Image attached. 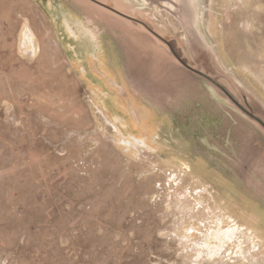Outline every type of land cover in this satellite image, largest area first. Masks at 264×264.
<instances>
[{
  "label": "rangeland",
  "instance_id": "374dc122",
  "mask_svg": "<svg viewBox=\"0 0 264 264\" xmlns=\"http://www.w3.org/2000/svg\"><path fill=\"white\" fill-rule=\"evenodd\" d=\"M172 15L0 0V264H264V127ZM197 21L264 122V0Z\"/></svg>",
  "mask_w": 264,
  "mask_h": 264
},
{
  "label": "flooded vegetation",
  "instance_id": "af4514ba",
  "mask_svg": "<svg viewBox=\"0 0 264 264\" xmlns=\"http://www.w3.org/2000/svg\"><path fill=\"white\" fill-rule=\"evenodd\" d=\"M143 7L151 10L153 15L168 11L173 14V24L176 27H183L185 33L192 40L193 50H205L198 42L196 35L192 37L194 31L198 29L197 12L201 9L202 0H134ZM172 8V10H171ZM167 27L166 19H159Z\"/></svg>",
  "mask_w": 264,
  "mask_h": 264
},
{
  "label": "water",
  "instance_id": "95a60500",
  "mask_svg": "<svg viewBox=\"0 0 264 264\" xmlns=\"http://www.w3.org/2000/svg\"><path fill=\"white\" fill-rule=\"evenodd\" d=\"M101 4L104 5L103 3H101ZM194 34L196 35V38H197L198 42L200 43V45L203 48H205V50H202V51H200V50H198V51L196 50L195 51L197 56H198V58H195L197 63H198V67L195 68V67L191 66L190 64H186V63L182 62V60L176 56L178 61L183 63V65L187 69H189L192 72L200 75L201 77H203L204 79H206L207 81H209L210 83L214 84L216 87L221 89L230 99H232L236 103V105L240 108L241 111L244 112V114H246L248 117L254 119L255 121H257L258 123H260L264 127V122L258 116L255 115L254 109L249 104L248 98L244 95V93H243V95H244V105H245V107L247 109L242 107L238 102H236V100L234 98H232L230 93L224 87H222V85H220V83H218L217 80H215L212 77L211 74L214 73V70H216V69L212 66L211 50H210L209 46L206 44L205 38L202 36L201 33H199L198 29L196 31H194L193 34H191L192 37L194 36ZM157 36H159V35H157ZM223 73L225 75L229 76L235 82V80L231 77L230 73L227 72L225 69H224ZM234 82H233V84H235V86L238 87V84L236 82L235 83Z\"/></svg>",
  "mask_w": 264,
  "mask_h": 264
},
{
  "label": "bare ground",
  "instance_id": "6f19581e",
  "mask_svg": "<svg viewBox=\"0 0 264 264\" xmlns=\"http://www.w3.org/2000/svg\"><path fill=\"white\" fill-rule=\"evenodd\" d=\"M26 35H27V33H26ZM27 37H28V35H27ZM111 104H113L114 106H116V100L113 99L112 102H111Z\"/></svg>",
  "mask_w": 264,
  "mask_h": 264
}]
</instances>
